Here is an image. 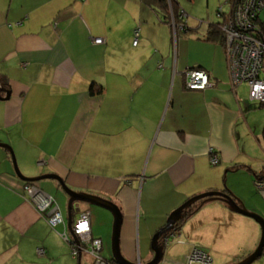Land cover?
Listing matches in <instances>:
<instances>
[{
	"label": "crops",
	"instance_id": "1",
	"mask_svg": "<svg viewBox=\"0 0 264 264\" xmlns=\"http://www.w3.org/2000/svg\"><path fill=\"white\" fill-rule=\"evenodd\" d=\"M161 19L139 0H0V86L10 91L0 100V143L12 148L24 176L54 173L71 189L116 204L119 250L136 264L152 258V237L188 198L209 190L232 194L227 172L246 171L249 196L229 188L247 209L257 211L264 201L251 186L264 172V158L245 155L236 94L242 83L230 84L223 43L206 39V28L201 38L181 36L174 49L172 27ZM193 40L208 49L206 56L185 52ZM194 66L209 76L203 90L186 87L185 73ZM25 182L0 146V264H91L89 251L72 254V223L83 213L100 254L118 264L108 210L74 203L70 227L68 195L58 181H34L61 212L63 221L51 226ZM191 208L176 231L159 238L157 264H184L190 247L207 245L211 234L219 243H237L233 235H243L238 227L247 224L256 247L260 227L252 218L219 199ZM170 241L180 245L175 261L166 253Z\"/></svg>",
	"mask_w": 264,
	"mask_h": 264
},
{
	"label": "built area",
	"instance_id": "2",
	"mask_svg": "<svg viewBox=\"0 0 264 264\" xmlns=\"http://www.w3.org/2000/svg\"><path fill=\"white\" fill-rule=\"evenodd\" d=\"M219 15L222 17L219 27L223 32L230 84L236 88L245 82L248 86L249 99L264 105V0H232L229 12L219 11ZM180 16L187 17L183 9L180 10ZM173 25L175 28L174 23ZM179 26L181 28L182 24ZM137 35L138 30H134V36ZM94 41L100 43L102 39L95 38ZM136 42L135 38L133 44ZM185 79L186 87L192 90H203L211 84L206 71L197 68H189L185 73ZM210 161L212 164L218 162L214 152L210 153ZM254 184L264 198V172L254 179ZM24 190L29 200L46 217L49 225L55 226L63 221L61 212L53 204L50 196L31 184H26ZM72 231L78 240L77 244L71 245L74 256L87 250L93 257L92 264H115L100 254V239L88 235L90 224L86 213L81 214L72 223ZM261 258L264 264V245ZM212 261L206 249L193 245L186 255L184 264H212Z\"/></svg>",
	"mask_w": 264,
	"mask_h": 264
},
{
	"label": "rangeland",
	"instance_id": "3",
	"mask_svg": "<svg viewBox=\"0 0 264 264\" xmlns=\"http://www.w3.org/2000/svg\"><path fill=\"white\" fill-rule=\"evenodd\" d=\"M174 1L175 3L178 4L179 7L183 9V11L186 12V16H187L186 23H187V27H189L190 29L189 31L184 32L183 29H180L178 27L179 25L177 26L178 32L177 31L175 32L176 34L173 40V47L174 49H176L177 42H181L180 40L181 36L187 33L193 34L197 38H201L204 35V32L209 24L218 23V28L220 29L219 24L222 21V17L219 15V11H222L223 13H228L232 0L231 1L230 0H174ZM187 49L188 50H186V46H185V52L193 57L199 55L206 56L208 53V49L204 48L203 45L200 44L198 40H193L188 42ZM236 94L239 99L241 109L243 111L242 114L243 117L241 119L242 124L245 125L244 127L245 132H240V133L241 135H244V139L248 143L246 144L245 155L249 154L251 156H258L262 153V159H263L264 152L262 151V149H264V143H262V141L264 142L263 139L264 138V105H260L257 101H253L249 99L248 86L245 82H243L242 85L236 88ZM258 137H260L261 142L256 141L259 139ZM249 184L250 183L248 177L246 176V171L243 172L238 170L235 171L234 173L227 172L225 175V181H224L225 188L228 191L232 192V194L235 197L237 196L229 188V185H232L234 190L237 191L240 195L249 196V194L251 193ZM251 186L253 188V191L256 192L258 191L255 187L254 181L252 180H251ZM61 193L63 195L64 201L62 204L60 201H58V203L61 205L62 211L65 212L67 197L66 195H64L63 192ZM55 199L57 198L55 197ZM79 204L80 203H75L74 208H76ZM255 212L264 218L263 200L257 202V211ZM238 230L240 232L243 231V235L240 234L233 235L234 239L238 238L237 243L236 241H234V243L229 242L227 244L225 241H221L219 243L217 241L220 236L218 238L216 237L214 238L212 237L211 234V242L208 243L207 245L201 246L210 253L213 259L212 264H226V263L233 264L253 251L254 248L252 247L255 246H253V243L251 241L252 232H250L249 225L247 224V227L244 228L239 226ZM259 236H260V229H259V234L256 238V243L258 242ZM172 243L173 241H170V243L166 247L167 248L166 253L169 256H175L174 252H176L180 246V245H176L171 247ZM169 259L175 261L177 260V256L171 257ZM163 264H171V261L169 263L165 262ZM250 264H263V260L260 256Z\"/></svg>",
	"mask_w": 264,
	"mask_h": 264
},
{
	"label": "water",
	"instance_id": "4",
	"mask_svg": "<svg viewBox=\"0 0 264 264\" xmlns=\"http://www.w3.org/2000/svg\"><path fill=\"white\" fill-rule=\"evenodd\" d=\"M9 94H10V91L8 89H6L3 86H0V100L8 98ZM0 146H3L9 150L14 171L21 180L34 182V181H39L42 179H55L58 181L61 189L68 195L67 215H68V224L70 227H71V210H72L74 203L83 202L89 205L98 206V207L108 210L113 216V228H112V238H111L112 258L118 264H136L130 260H127L125 257H123V255L121 254L119 250L118 232H119V225L121 222V213L116 204H114L111 200L97 196L95 194L73 190L70 187H68L65 184V182L54 173H45V174H40L37 176H30V177L24 176L20 172L17 166L12 148L6 143H0ZM214 199H219L225 202L229 210L252 218L253 220L257 222V224L260 227V238L258 240L256 247L247 256L243 257L242 259H240L239 261L233 264H250L256 258L260 257L262 247L264 245V218L258 213H256L255 211H251L247 209L245 205L242 203V201L236 199L231 193L223 191V190H209V191L202 192V193L191 196L186 201H184L181 205L175 208L172 212H170V214L166 218L165 225L159 231H157L151 239V249L153 251L152 258L149 261L142 263V264H157L159 261H161L162 256H163V246H161L158 243L160 236L162 234H165L166 232H170L172 230L175 231L176 229H178L180 227L181 222L185 220V218L188 216L187 215L185 217V213L187 212V209L189 207H191L193 204L197 202H200V204H203L206 201L214 200ZM74 238L76 237L74 236ZM77 242L78 240L76 238L75 243ZM80 256L81 254L79 255V258Z\"/></svg>",
	"mask_w": 264,
	"mask_h": 264
},
{
	"label": "trees",
	"instance_id": "5",
	"mask_svg": "<svg viewBox=\"0 0 264 264\" xmlns=\"http://www.w3.org/2000/svg\"><path fill=\"white\" fill-rule=\"evenodd\" d=\"M141 3L148 5L155 9L159 14L161 15V20L164 22H167L171 25L172 30L174 32V37H175V32H178L177 26L182 24V27L178 26L180 29H183L184 32L189 31V27H187L186 24V18L180 16V10L182 9L181 7L178 6L177 3H175L174 0H139ZM231 1V0H230ZM173 13V15H172ZM172 20V21H171ZM173 23L175 24V28L173 27ZM206 39L208 40H214L218 41L219 43H223V33L222 31L218 28V23L216 24H209L206 30ZM196 68V66L191 67ZM262 105V104H260ZM26 184H32L33 182H25ZM193 210L190 209L188 212L185 213V217L191 213Z\"/></svg>",
	"mask_w": 264,
	"mask_h": 264
},
{
	"label": "flooded vegetation",
	"instance_id": "6",
	"mask_svg": "<svg viewBox=\"0 0 264 264\" xmlns=\"http://www.w3.org/2000/svg\"><path fill=\"white\" fill-rule=\"evenodd\" d=\"M190 209H192L191 207H189L188 209H187V212L190 210ZM169 233H165V234H162L161 236L163 237V238H165L167 235H168ZM161 236H160V238H161ZM166 240V238L164 239V241ZM242 259V258H241ZM240 260V259H239ZM238 260V261H239Z\"/></svg>",
	"mask_w": 264,
	"mask_h": 264
}]
</instances>
